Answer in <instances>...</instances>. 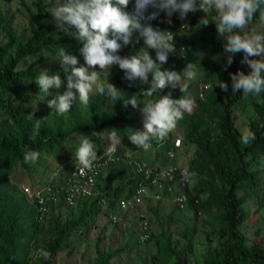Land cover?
<instances>
[{"label": "trees", "instance_id": "obj_1", "mask_svg": "<svg viewBox=\"0 0 264 264\" xmlns=\"http://www.w3.org/2000/svg\"><path fill=\"white\" fill-rule=\"evenodd\" d=\"M35 5L36 10L31 13L34 27L29 35L15 37L6 30V42H0V115L4 116L0 119V264H55L54 255L65 246L72 231L83 232L87 229L86 214L92 216L101 210V204L104 205L102 211L112 212L119 205V200L130 197L139 184L146 188L151 185L139 171L133 169L131 162L122 159L126 151L140 149L128 138L132 131L143 130V117L138 108L133 109L131 105L125 108L121 101L106 103L95 92L91 94L89 104H83L81 112L73 104L70 111L62 115L55 111L48 117V121L44 118L33 127V119L26 116L23 108L36 95H44L35 83L40 71L47 70L49 75L58 74L62 80L61 87H65L66 73L57 60L58 49L64 47L78 60L83 59L79 52L81 42L74 35L58 32L55 23H42L41 19L46 15L44 4L41 0H36ZM133 6L134 0H130L126 11L132 12ZM177 15H173L171 24L162 22L165 20L163 13L149 23L154 28L165 31L193 32L207 42L215 38L223 46L222 39L216 38V28L213 27L214 21L217 22L215 12L207 14L206 18L210 20L207 26L199 24L200 18L205 15L201 11L189 13L185 20L178 19ZM252 29L264 33L259 13L246 30ZM137 36V33L133 34L134 41ZM133 44L122 47V50L129 49ZM174 45L176 52L169 54L167 62L161 65V70L181 73L195 46L192 39L181 43L174 41ZM149 55L155 60V51ZM27 56L36 58L26 66L17 68L18 61ZM242 60L243 57L238 58L227 72H222L215 78L209 77L208 81H199L198 76L191 80L182 78L181 87H186V91H180V86L177 85L175 88L157 90L151 97L143 95L150 85L136 80L130 86L124 76L120 79L117 88L122 91L121 96L130 99L135 95L141 106L149 101H158L164 95H169L172 99L190 98L194 101L192 110L185 112L182 118L185 142L193 145L186 166L193 174L191 190L181 186L177 174L172 177L177 178L180 189L183 188L181 191L186 196L182 207L193 208L194 211L205 210L215 222V243L199 253L198 261L191 263L187 259L194 228L185 226L181 230L182 237L174 242L167 234L162 241L155 239L149 260L141 264H264V225L256 227L251 236H247L242 228L246 217L244 202L247 197L253 198L257 207L264 203L261 177L264 168L260 166L264 162V92L247 98L242 92H232L229 73L239 70L247 74L251 71ZM41 65L46 68L40 69ZM217 79L228 84L227 92L215 86ZM204 85L206 86L203 87ZM52 91L53 89H49L50 94ZM209 122L215 129L210 127ZM113 129L118 131L120 142L116 141L113 146L115 152L112 160H109L106 179L99 186V192L91 195L88 205L77 214L63 220L51 214L46 216L51 207L65 204L59 202L51 205L43 214L42 219L45 216L46 222H40L33 204L20 188L7 182L6 173L12 164L19 163L28 168L29 163H25L23 159L26 148L39 153L55 152L64 138L79 134L99 149L104 143L101 142V137L104 141V137L110 136ZM243 129H250L255 134V139L247 145L241 143ZM172 135L175 136L176 133H169L156 149L164 148L165 154L171 145ZM107 153L108 151L99 152L97 157L101 158ZM158 154L156 151V155ZM175 155L169 157L173 158L171 164L178 163ZM38 161L39 158L36 162ZM144 161L157 167L169 165L157 164L147 159ZM60 170L67 172V166L63 165ZM33 182L40 181L33 180L29 183ZM162 183L166 185L165 180ZM163 189L165 190V186ZM175 206L179 207L176 202ZM41 229L45 230L46 236L39 239ZM257 232L258 237L254 236ZM146 238H152V234L148 233ZM35 240L38 242L34 243V258L28 260L29 248ZM41 249L50 252L51 258L45 260L40 255ZM114 251L95 256L93 264H106ZM168 258L170 261H167Z\"/></svg>", "mask_w": 264, "mask_h": 264}, {"label": "clouds", "instance_id": "obj_2", "mask_svg": "<svg viewBox=\"0 0 264 264\" xmlns=\"http://www.w3.org/2000/svg\"><path fill=\"white\" fill-rule=\"evenodd\" d=\"M129 4L130 0H57L51 11L56 29L65 35H74L81 42L79 52L84 64L80 65L78 58L69 54L64 47L58 49L57 60L66 73V90L63 94L48 99V108L62 115L71 110L77 98L81 104L88 105L91 93L95 91L113 101V104L121 101L125 108L128 105L133 109L138 108L143 117V130L132 131L128 136L132 144L148 151L152 148L153 141L165 140L184 113L192 110V99H172L169 95H164L158 101H149L141 106L135 95L126 99L108 78H101L102 72L108 77L109 70L116 65L123 71L124 79L130 86L136 80L150 85L143 92L145 96L151 97L157 90L175 88L177 85L180 86V91H186V87H181L182 78L194 79L201 69L197 64L189 63L182 72L183 77L176 71L161 70V65L167 62L169 54L176 52L173 34L154 28L149 23L161 13L165 16L162 22L171 24L174 14H178V19L185 20L189 13L201 11L205 15L200 18L199 24L207 26L210 22L206 18L207 14L215 12L216 33L223 41L224 52H242L244 55L241 62L251 69L247 74L239 70L229 73L232 92H242L245 98L250 95L259 96L264 92V33L255 29L246 30L258 13L264 24V0H134L132 12L126 11ZM149 9L152 11L149 12ZM134 33L138 34L135 41ZM140 39H143L146 49L155 51V60L144 48L143 54H118L122 47L138 43ZM232 63L233 56L228 55L224 70L227 71ZM35 83L45 98L51 95L49 89L61 87L62 80L58 74L49 75L44 70L40 71ZM215 86L228 91V84L224 81L217 79ZM110 136L120 142L117 130L113 129ZM254 139L255 134L250 129L241 131L242 144L247 145ZM114 152L115 148L110 147L107 154L111 156ZM39 155V152L26 148L24 162L35 163ZM97 158L94 144L89 139H83L74 154L76 168L82 174L90 172ZM40 255L45 260L51 258V253L44 249L40 250Z\"/></svg>", "mask_w": 264, "mask_h": 264}, {"label": "rangeland", "instance_id": "obj_3", "mask_svg": "<svg viewBox=\"0 0 264 264\" xmlns=\"http://www.w3.org/2000/svg\"><path fill=\"white\" fill-rule=\"evenodd\" d=\"M44 4V10L46 15L41 19L42 23L51 22L55 23L51 15L53 6L57 3V0H41ZM63 2V0H61ZM36 0H0V42L4 43L7 40L5 31H10L15 37L21 35H29L31 29L34 27V22L31 17V13L36 10ZM215 27V21H214ZM258 28V27H256ZM173 34L174 41L181 43L183 41H189L192 39L193 54H191L186 60V65L189 63L197 64L201 71L197 76L199 81H208L210 78L220 73L227 72L224 70V65L228 55L233 56V63L238 58L243 57L242 52L235 54H227L223 50V46L219 44L218 40L205 41L195 35L193 32H180L170 30ZM138 35V34H137ZM218 36L216 35V38ZM143 48L150 54L154 50L146 49L143 43V39H140L138 43H134L132 47L127 50H120L118 53L121 56H131L143 54ZM197 50V51H196ZM36 56H27L21 58L16 64L17 68H22L33 62ZM250 59H261V57H250ZM80 65L84 64L83 59L79 60ZM233 63L231 65H233ZM230 65V66H231ZM228 66L227 70H229ZM40 69H45L43 65L39 66ZM183 68V67H182ZM180 73V71H179ZM182 73V72H181ZM183 75V73L181 74ZM124 76L118 66L113 65L108 72L101 73L102 79H107L114 86L118 87L120 79ZM139 81V80H137ZM184 81V79H183ZM207 83V82H205ZM62 89V91H60ZM66 90L65 87L59 89H53L51 95L44 98V95L38 94L32 100L31 103L24 106L23 110L26 116L33 119V127L42 119L51 116L55 112L47 107V100L53 98L57 94H63ZM95 93V91H93ZM91 93V94H93ZM106 103L112 102L107 97L102 96ZM73 104L81 112L84 105L81 104L77 98ZM4 118L0 115V119ZM241 119V118H240ZM48 121V120H47ZM243 124V123H242ZM241 124V125H242ZM212 129H215L213 124L209 122ZM184 124L182 119L177 122L176 128L170 132L176 133L180 136L181 143L176 152L177 164L187 166L188 158L190 156L193 145L185 142L184 138ZM244 127V125H243ZM172 135L171 137H173ZM170 137V138H171ZM85 139L79 134H74L73 137L68 136L64 138L62 142L57 145V151L46 152L43 151L39 155V161L35 163H29L28 168H24L19 163L12 164L10 170L6 173L7 182L13 183L19 188L23 182L31 181H44L49 178H55L57 171L74 160V154L81 141ZM102 148L96 149V154L99 152L108 151L110 147H113L116 140L111 139V136L101 137ZM160 142L153 141L152 148L148 151H142L143 149H137L134 152L132 150L126 151L122 156V159L127 160H146L161 165L171 164L173 158H169L164 154V148L156 147ZM76 144H79L77 147ZM95 147V146H94ZM156 151L159 152L156 155ZM146 157V158H145ZM109 160H112L109 159ZM109 160L100 167V173L97 177L96 184L98 185L97 192H99V186L102 185L106 179L107 172L109 170ZM260 166L264 168V162L260 163ZM189 179L185 185L186 189L191 190L193 174L188 171ZM261 177L264 184V169H262ZM176 177H170L166 179V185L160 186L149 185L147 186V195L142 198L141 202L131 204L127 208H121L120 205L112 210L117 216V220L110 218V211H102L104 205L101 204V210L90 216L85 215L87 229L83 232L72 231L68 236V240L65 242V246L60 248L54 255L55 264H93L95 256L104 255L109 251L119 249L120 251H114L107 259L106 264H141L143 261H148L151 251L153 250L154 240H163L164 235L167 234L173 242L177 238H181V230L185 226L194 228V232L190 238V249L187 253V259L191 263L199 260V253L208 246H212L215 243L214 232V219L211 214L205 210H195L193 208L176 207L174 202V193L180 189V185L176 180ZM165 186V190L163 186ZM184 187V184L181 185ZM169 188V189H168ZM179 189V190H178ZM157 192L158 195H155ZM79 199L75 204H59L49 209L46 216L49 214L57 216L59 220H63L67 216L77 214L81 209L88 205L89 199ZM244 209L246 217L243 222V230L247 236H251L256 227H262L264 225V203L257 207V203L253 198L247 197L244 202ZM45 216L40 219V222H46ZM145 227H144V226ZM144 227V228H143ZM152 234V238H146V234ZM39 239L46 236L45 230L39 231ZM259 232L256 233L258 237ZM33 241L28 251V260L34 258L36 247ZM167 261H170L168 258Z\"/></svg>", "mask_w": 264, "mask_h": 264}, {"label": "built area", "instance_id": "obj_4", "mask_svg": "<svg viewBox=\"0 0 264 264\" xmlns=\"http://www.w3.org/2000/svg\"><path fill=\"white\" fill-rule=\"evenodd\" d=\"M150 11L152 10L149 9ZM147 14L145 13V15ZM180 142L179 136L172 138L171 145L166 149L168 157H173L176 154ZM112 157V155L106 154L101 158H97L94 162L93 170L84 174L81 173L79 168H76L73 160L69 165L65 164L67 172L59 169L55 178L51 177L45 181L33 183L23 182L19 188L27 200L33 204L36 217L40 220L51 205H56L59 202L69 205L75 204L79 199L96 194V181L100 173V167ZM128 161L131 162L133 169L139 171L143 178H146L151 185L160 186L164 180L170 178L173 174L179 176L180 184H184V186L189 179L187 167L182 164H169L157 167L154 164L148 165L144 160ZM145 194L147 195V188L145 185L139 184L130 197L119 200V205L121 208H127L131 204L139 203ZM155 195H158L157 192ZM185 197V194L181 190L174 193V200L179 207H182ZM109 214L112 220H117V216L113 212L110 211Z\"/></svg>", "mask_w": 264, "mask_h": 264}]
</instances>
